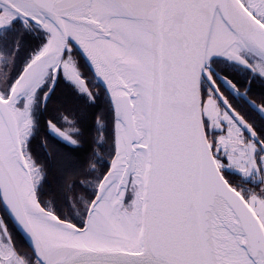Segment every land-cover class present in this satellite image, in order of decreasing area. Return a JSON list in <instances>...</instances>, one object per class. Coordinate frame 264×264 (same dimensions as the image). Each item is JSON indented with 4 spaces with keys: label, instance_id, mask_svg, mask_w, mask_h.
<instances>
[{
    "label": "snow or ice",
    "instance_id": "6c2138e0",
    "mask_svg": "<svg viewBox=\"0 0 264 264\" xmlns=\"http://www.w3.org/2000/svg\"><path fill=\"white\" fill-rule=\"evenodd\" d=\"M17 24L43 41L15 76L19 43L0 51V200L31 248L0 219V264H264V139L211 66L264 77V0H0V31ZM81 56L113 115L96 117L90 155L56 157L74 222L38 194L48 173L28 142L60 74L95 100ZM58 117L49 130L79 147L76 119Z\"/></svg>",
    "mask_w": 264,
    "mask_h": 264
},
{
    "label": "trees",
    "instance_id": "16d2710c",
    "mask_svg": "<svg viewBox=\"0 0 264 264\" xmlns=\"http://www.w3.org/2000/svg\"><path fill=\"white\" fill-rule=\"evenodd\" d=\"M38 38L39 45L35 48L34 52L39 48L43 37L35 33ZM29 60V58L27 59ZM22 69V68H21ZM90 87V85L88 84ZM49 89V85H45L44 91ZM95 95V100H90L86 93H82L78 86L66 79L63 74H60L58 85L51 94L49 102L45 109L41 106L37 111V120L39 124L38 139L36 142V150L32 146L31 140L30 147L32 154L37 163H44L47 168V177L41 189V198L43 200L51 201L52 206H60L63 212H70L69 204L66 201L65 195L67 192L63 190L64 173L62 172L59 163L56 159L58 156H71L74 159L85 158L91 154L93 144L92 137L96 134V117L103 114L104 117L112 119V106L110 101L105 95L102 94L101 86L93 89L90 87ZM41 108V109H40ZM64 112L66 115L74 117L77 125L84 133L82 142L79 147L73 146L67 141L53 135L48 126L47 121L51 117H57L58 126L64 127L65 125L60 122L58 114ZM34 145V144H33ZM107 162H105L106 165ZM225 174L232 180L233 183H244V179L232 172H225ZM87 195L91 193L84 189ZM79 194V192H78ZM18 234V233H16ZM16 240L18 245L29 249L26 242L21 236Z\"/></svg>",
    "mask_w": 264,
    "mask_h": 264
},
{
    "label": "flooded vegetation",
    "instance_id": "af4514ba",
    "mask_svg": "<svg viewBox=\"0 0 264 264\" xmlns=\"http://www.w3.org/2000/svg\"><path fill=\"white\" fill-rule=\"evenodd\" d=\"M15 27H19V26H15ZM19 28L21 29V27H19ZM4 41L6 42L5 39H4ZM27 52L28 51L26 48V44L21 45L19 47V51H17L15 53L17 65L21 64L22 59H24V61L22 63H24L25 60L27 62V56H28ZM34 53L35 52L33 51V54ZM33 54H31V56L29 57V60ZM22 67H23V65H22ZM212 69L215 71L216 76L219 80V83H220L221 88H222L223 96L228 99L232 108L236 109L237 112L242 114L245 117V119L253 125V127L255 128L256 132L259 135V138L264 139V111L260 110L261 107L264 106V79L262 77H260L259 75H252L251 70H247V69L241 70L239 67H237V68L234 67V69H233V67L230 66L225 61L215 60L213 62V65H212ZM225 77H227V81H230L232 84L236 85L235 89L233 87L230 88L228 85H226ZM59 78H60V76H59ZM59 78L57 81V85L59 82ZM49 84H47V85H49ZM57 85H56V87H57ZM49 87L51 89L52 86L49 85ZM56 87H55V89H56ZM237 89H239V91H237ZM48 102H49V100H48ZM48 102H47V104H48ZM47 104L44 107L43 104L39 103L38 110H39L40 106L42 109H45ZM37 111H36V115H37ZM36 123H37V126L35 129V131H36L35 135L33 136L34 137L33 143H34L35 139H36V141L38 139L39 124H38L37 117H36ZM245 135L249 136V138H251L250 135H247V134H245ZM259 155H264V151H260ZM0 205H1V203H0ZM1 215H2L3 219H5V221L8 223L10 228L14 227L13 224L11 223L10 219L8 218L6 213L4 212L2 206H1ZM14 229H15V227H14ZM14 231H16V233H18V231L16 229ZM16 233H13V236L16 240H19L18 236H20V234L19 233L16 234Z\"/></svg>",
    "mask_w": 264,
    "mask_h": 264
},
{
    "label": "rangeland",
    "instance_id": "374dc122",
    "mask_svg": "<svg viewBox=\"0 0 264 264\" xmlns=\"http://www.w3.org/2000/svg\"><path fill=\"white\" fill-rule=\"evenodd\" d=\"M16 26H19L21 27V29L19 27H12V28H9V29H5L3 31L0 32V51H5L7 54L11 55L14 51H15V48H16V45L17 43H19V47L21 45H24L26 44V48H27V53H28V56L27 58H29L31 56V54H33V51L34 49L39 45L38 43V38H36L37 36H35V33H30V32H27L23 29V26L22 24H18ZM4 39L6 40V42L4 41ZM9 41V42H8ZM16 53V52H15ZM80 59V68H81V71L83 72V75L87 78V81H88V84L90 85V87H92L93 89H95L96 87H99L100 85L98 84V82L96 81V79L94 78V76L92 75V73L90 72L89 68L87 67V65L85 64L84 60L82 59V57L79 58ZM215 60H219V61H225L227 62L230 66L233 67H239L241 70L243 69H247V70H251L249 69L248 67H246L245 65H242L238 62H235V61H229L227 60L226 58L224 57H218L214 60L211 61V66L213 65V62ZM24 61V59H22V62ZM22 62L21 64L17 65V61L15 63V72H14V76L15 75H18L20 71H22L23 67H22ZM22 68V69H21ZM252 72V71H251ZM252 75H259V74H256V73H253L252 72ZM60 76V75H59ZM260 76V75H259ZM261 77V76H260ZM14 78V77H13ZM264 79V77H262ZM226 85H228L230 88L231 87V84L228 83L227 81L225 82ZM51 85V82L50 84ZM103 90V89H102ZM102 94L105 95V97H107L105 91L103 92L102 91ZM108 98V97H107ZM38 106H39V103L37 104L36 106V109L33 113L34 115V118L36 120V111L38 110ZM106 120L108 121H111L109 120L108 117H104ZM37 125V123H36ZM96 131H97V125L95 127ZM95 131V133H96ZM35 130H34V133L30 139V141L28 142V149L29 151L32 153V150H31V147H30V143H31V140L33 141V136L35 135ZM245 134L247 135H250L248 132H245ZM36 139L34 141V145L32 144V146L35 148L36 150ZM105 147V149L107 150V146H103ZM260 151L257 152V158L259 159V157L261 155H259ZM33 155V154H32ZM34 158V157H33ZM232 172L234 174H238L241 176V174L235 170V169H232V168H225V172ZM242 177V176H241ZM243 178V177H242ZM244 184H251V180H244L243 181ZM43 186V185H42ZM41 189H38V194L41 196ZM43 190V189H42ZM87 191H89L91 193V196H89V198H91L92 196H94V192L92 189H87ZM79 190H76L75 192L72 193V195H74L75 197H79V194H78ZM65 195V198H66V201L67 203L69 204V207H70V212H63L62 209H60V206L56 207V206H52L53 208H55L61 215H67L69 216L74 222H79L80 221V218L76 215V208H74L72 206V203L71 201L68 199V193L64 194ZM47 201V200H46ZM77 207H82V205H77ZM0 213H1V205H0ZM3 215V214H2ZM2 215L0 216V219L3 220V222L7 225L9 231L13 234V233H16V231H14V227H9L8 223L5 221V219H3Z\"/></svg>",
    "mask_w": 264,
    "mask_h": 264
},
{
    "label": "water",
    "instance_id": "95a60500",
    "mask_svg": "<svg viewBox=\"0 0 264 264\" xmlns=\"http://www.w3.org/2000/svg\"><path fill=\"white\" fill-rule=\"evenodd\" d=\"M1 32V31H0ZM82 59L84 60L85 64L87 65V67L89 68L90 72L92 73V75L94 76V78L96 79V81L98 82V84L101 86V88L105 91L109 101H110V104L112 106V101H111V98H110V94L105 86V83L103 82V80L101 78L98 77L97 74L94 73V70H93V67L90 65V63L88 62V60L81 56ZM218 58V57H216ZM214 58V59H216ZM212 59V60H214ZM211 60V61H212ZM58 78L59 76L56 78L55 82H54V86L51 87L50 89V92H49V95H48V98H47V102L51 96V94L54 92L55 90V87L57 85V81H58ZM47 104V103H46ZM43 106L45 107V104H43ZM51 132V131H50ZM53 135L59 137L58 135H56L55 133L51 132ZM61 138V137H59ZM62 139V138H61ZM0 203H1V206L4 210V212L6 213V215L8 216V218L10 219L11 223L13 224V226L15 227V229L18 231V233L20 234V236L23 238V240L26 242L27 246L29 248H31V240H30V237L29 235L22 229V227L18 224V222L16 221L14 215L10 212V210L8 209L7 205L5 204V202L3 200H0ZM0 216H1V213H0Z\"/></svg>",
    "mask_w": 264,
    "mask_h": 264
},
{
    "label": "bare ground",
    "instance_id": "6f19581e",
    "mask_svg": "<svg viewBox=\"0 0 264 264\" xmlns=\"http://www.w3.org/2000/svg\"><path fill=\"white\" fill-rule=\"evenodd\" d=\"M214 58H216V57H215V56L212 57L211 60L214 59ZM30 59H31V58H30ZM27 63H28V61L26 62V64H27ZM26 64H25V65H26ZM25 65H24V66H25ZM31 137H32V136H31ZM30 139H31V138H30ZM30 139H29V141H30Z\"/></svg>",
    "mask_w": 264,
    "mask_h": 264
},
{
    "label": "crops",
    "instance_id": "0c3cea01",
    "mask_svg": "<svg viewBox=\"0 0 264 264\" xmlns=\"http://www.w3.org/2000/svg\"><path fill=\"white\" fill-rule=\"evenodd\" d=\"M28 59V58H27ZM28 61V60H27ZM26 64V60H25V62L24 63H22V65L24 66Z\"/></svg>",
    "mask_w": 264,
    "mask_h": 264
}]
</instances>
